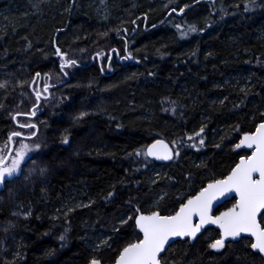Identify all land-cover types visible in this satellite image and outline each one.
Masks as SVG:
<instances>
[{"label":"trees","instance_id":"16d2710c","mask_svg":"<svg viewBox=\"0 0 264 264\" xmlns=\"http://www.w3.org/2000/svg\"><path fill=\"white\" fill-rule=\"evenodd\" d=\"M90 1L0 0V141L46 88L39 150L0 188V264H113L139 240L120 221L127 197L172 214L248 155L239 135L264 120V0H103L104 21ZM157 138L168 164L144 155ZM216 235L160 263L264 264L247 238L209 251Z\"/></svg>","mask_w":264,"mask_h":264},{"label":"snow or ice","instance_id":"6c2138e0","mask_svg":"<svg viewBox=\"0 0 264 264\" xmlns=\"http://www.w3.org/2000/svg\"><path fill=\"white\" fill-rule=\"evenodd\" d=\"M57 54H60L59 49H57ZM74 63V60L67 61L62 63L61 68ZM20 126L35 127V125ZM19 135V133H13L12 137ZM12 137H9V140ZM201 143H203L202 140ZM241 145H246L248 148L254 147L253 155L241 159L231 175L226 179L209 184L194 199L188 200L187 204L183 205L175 215L161 216L153 213L136 216L135 223L139 231L143 233V239L124 248L116 264H160L158 256L165 250V244L170 237L194 238L205 224H215L221 229V238L210 244L212 249L223 248L225 239L229 237L236 238L241 233H248L255 237V242L251 244V247L264 254V229H261L256 222L257 211L264 209V123L257 127L254 134L245 135L236 147L239 148ZM36 147L39 148V145ZM158 147L164 149L162 155L156 151ZM30 150L29 146L22 145L21 149L16 152L17 159L12 162L11 166H0V184L20 170ZM146 154L156 156L157 159H171L167 146L160 142L153 144ZM254 173H258L259 179L253 178ZM232 191L239 196L236 207L221 216L215 218L209 216L212 201ZM193 215L199 216L200 223L193 225L191 221ZM91 264H100V262L93 259Z\"/></svg>","mask_w":264,"mask_h":264},{"label":"water","instance_id":"95a60500","mask_svg":"<svg viewBox=\"0 0 264 264\" xmlns=\"http://www.w3.org/2000/svg\"><path fill=\"white\" fill-rule=\"evenodd\" d=\"M56 53H57V49H56ZM261 123H264V120H263L262 122L258 123V124L255 126L253 132H251V133H242V134H240V135H239V138H238V141H237V143H236V145H235V147H234V149H235L237 152L244 151V152L248 153V155H247L246 157L244 156V157H240V158H238V160H237V162L235 163V165L230 169V171L228 172V174H227L224 178L216 179V180H213V181L207 182V183H206L202 188H200V189H199V190H198L193 196L188 197L187 199H185L180 205L177 206L176 210H175L171 215H161L158 211H153V212H151V213L144 214V213H141V212L137 209L136 214H135L134 217H133L132 224H133V227H134L135 232L139 235V240H138V241H135L134 243H138L140 240L143 239V233H141V232L139 231V228L137 227V225H136V223H135V217H136V216L141 215V214H142V215H152L153 213H158V214L161 215V216H173V215H175V214L180 210V208H181L183 205L187 204L188 200H190V199H194L197 195L200 194L201 191H203L205 188H207V186H208L209 184H213V183H215V182L218 181V180L226 179L229 175H231L233 169H234V168L240 163L241 159H246V158L250 157L251 155H253V153H254V151H255V148H254V147H253V148H248L246 145H241V147L237 148L236 146H237L238 144H240L241 140L243 139V137H244L245 135H251V134H254V133L256 132L257 127H258ZM157 142H160L161 144L167 146L168 151L171 153V159H157L156 156H149V155L146 154V153H147V150H148L153 144H157ZM10 146H11V145H10ZM156 151H157L159 154L162 155L163 152H164V149L158 147V148L156 149ZM143 152H144L145 157H146L149 161H152V162H154V163H158V164H168V163H170V162L172 161V159H173V151H172V148L170 147V145H169L165 140L160 139V138H157V139L153 140L151 143H149L147 146H145ZM8 155H9V153H8ZM8 155H7V156H8ZM6 158H7V157H6ZM6 158L4 159V161H3L0 165H2V164L5 162ZM253 178H254V179H259V175H258V173H254V174H253ZM231 200H233V203H232L231 206H229L227 209L222 210L221 212H219V213H217L216 215H214V211H215L219 206H221L222 204H224V203H226V202H230ZM238 201H239V196H238L234 191H232V192H227V193H225V194L222 195V196H218L216 199H214V200L212 201V204H211V207H210V209H209V213H208V215L211 216V217H213V218H215V217H217V216H221L223 213L228 212V211L231 210V209H234V208L236 207ZM263 212H264V209H259V210L257 211V214H256V222H257V224L259 225V227H260L261 229H263V228H262V226H261V223H260V219H259V218H260V216L262 215ZM191 221H192L193 225L200 223L199 216H198V215H193V216L191 217ZM208 228L217 231V232H218V239L221 238V229H220L217 225H215V224H205V225L200 229V231L196 234V236H195L194 238H193V237H170L169 240H168V242L165 244V250H164L162 253H160V255L158 256V259L160 258V256H162V255L166 252V250H167L172 244H174V243H176V242H178V241H179V242L187 241L189 245H192L193 242L195 241V239H196L197 237H199L200 235H202V234L204 233V231H205L206 229H208ZM241 238H247V239H249L250 242H251V244L255 242V237H253L252 235H250V234H248V233H241V234H240L238 237H236V238H231V237H229V238L225 239V241H224V246H225L227 243H234V242H237V241H239ZM218 239H217V240H218ZM215 241H216V240H215ZM215 241H214V242H215ZM214 242H212V243H214ZM134 243H132V244H134ZM212 243H211V244H212ZM129 245H131V244H129ZM129 245L125 246L124 248L128 247ZM124 248L121 249V251L119 252V254H118V256L116 257V259H115V261H114L113 264H116V261L118 260V258H119V256H120V253L123 251ZM208 249H209L210 251H221L223 248H221V249H219V250H216V249H212V248L209 246ZM250 249H251L253 252H259L258 250H254L251 246H250ZM259 253H260V252H259ZM159 261H160V260H159ZM160 264H161V263H160Z\"/></svg>","mask_w":264,"mask_h":264},{"label":"rangeland","instance_id":"374dc122","mask_svg":"<svg viewBox=\"0 0 264 264\" xmlns=\"http://www.w3.org/2000/svg\"><path fill=\"white\" fill-rule=\"evenodd\" d=\"M89 6L92 8L93 15L95 17H97V19H99L100 21H104L108 18V16H110V9H109V7L106 6V4L103 2V0H91L89 3ZM61 58H62V56H61ZM44 91H46V88H44V87H42V88L41 87H37V88L33 87V93H35L36 94L35 96L38 97V100H36L37 105L34 108H30L28 111V114L19 116V117L24 118L23 119L24 121H18L17 120V123H16L17 130L14 129V133H19L20 134L19 136H21V137H19V136L12 137V134H13L12 133L7 137L6 141H0V164L7 157L5 162L0 166H11L12 162L17 159L16 152L21 149L22 145L29 146V148L31 150L26 154L25 160L21 164V167L25 162H27L29 160V158H31L33 155H36L35 153L39 150V148L36 147L37 145H39V147H40L39 140H32V141L29 140L31 138L33 139V136L35 135V133H34L35 127H21L20 125H34L31 122L30 118H33L35 114L40 112L41 108H39L38 106H40V101H42V99L45 97ZM35 96H34V98H36ZM34 101H35V99H34ZM21 129H23L24 132L21 131ZM22 133H27V134H22ZM9 137H12V139L9 140ZM17 137H19V138L16 139ZM8 153H9V155H8ZM21 167H20V170L15 175L8 177L6 180H9V179L17 176L21 171ZM3 183L0 184V188L3 187ZM133 199H134L133 196H130L124 200L123 204L126 205V207L128 209L126 212H124L121 215L120 221H125L129 216L134 217V215L136 214L138 207H137V205ZM161 215H163V214H161ZM262 222L264 223V218L262 219ZM215 239H216V237H209L208 238L207 248H209L210 244ZM106 240H107V236H103L99 241L101 243H105ZM171 246H176V244H172ZM3 248L6 249V246H4Z\"/></svg>","mask_w":264,"mask_h":264},{"label":"flooded vegetation","instance_id":"af4514ba","mask_svg":"<svg viewBox=\"0 0 264 264\" xmlns=\"http://www.w3.org/2000/svg\"><path fill=\"white\" fill-rule=\"evenodd\" d=\"M232 203H233V200H231L230 202H226V203H224V204H222L221 206H219L215 211H214V215H216L217 213H219V212H221L222 210H225V209H227L229 206H231L232 205ZM226 204H228V205H226ZM209 229V228H208ZM207 230V229H206ZM205 230V231H206ZM204 231V232H205ZM215 231V230H214ZM216 233H217V235H216V239L215 240H217L218 239V232L217 231H215ZM215 237V236H214ZM214 240V241H215ZM213 241V242H214ZM238 242V241H237ZM235 243V242H234ZM228 244V243H227ZM226 244V245H227ZM226 245L223 247V249L226 247ZM222 249V250H223ZM209 250V249H208ZM221 250V251H222ZM210 251V250H209ZM221 251H211V252H215V253H220ZM250 251H252L251 249H250ZM253 252V251H252ZM254 253H257L262 259H264V254H261V253H259V252H254Z\"/></svg>","mask_w":264,"mask_h":264}]
</instances>
